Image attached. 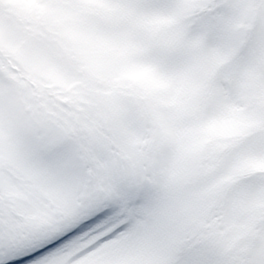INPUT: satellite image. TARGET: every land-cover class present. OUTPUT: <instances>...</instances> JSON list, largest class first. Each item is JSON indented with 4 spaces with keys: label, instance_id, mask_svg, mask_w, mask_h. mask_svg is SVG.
Listing matches in <instances>:
<instances>
[{
    "label": "snow or ice",
    "instance_id": "snow-or-ice-1",
    "mask_svg": "<svg viewBox=\"0 0 264 264\" xmlns=\"http://www.w3.org/2000/svg\"><path fill=\"white\" fill-rule=\"evenodd\" d=\"M6 13L58 38L46 131L154 176L163 225L134 264H264V0H0L18 53ZM11 129L0 102V264H62L109 211L37 226L42 181Z\"/></svg>",
    "mask_w": 264,
    "mask_h": 264
},
{
    "label": "rangeland",
    "instance_id": "rangeland-1",
    "mask_svg": "<svg viewBox=\"0 0 264 264\" xmlns=\"http://www.w3.org/2000/svg\"><path fill=\"white\" fill-rule=\"evenodd\" d=\"M5 15L11 18L19 52L0 49V102L6 121L11 114L18 156L42 181L33 192L47 218L37 226L108 210L96 231L66 247L62 264H134L148 257L163 225L162 194L154 176L124 156L92 153L46 131L36 113L61 100V90L46 68L60 61L58 38L12 13ZM19 176L21 182L31 183L23 172Z\"/></svg>",
    "mask_w": 264,
    "mask_h": 264
}]
</instances>
